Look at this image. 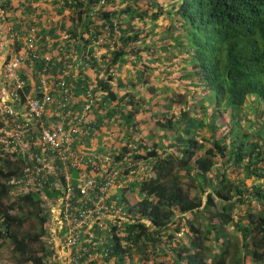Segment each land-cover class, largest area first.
I'll list each match as a JSON object with an SVG mask.
<instances>
[{
	"label": "trees",
	"instance_id": "16d2710c",
	"mask_svg": "<svg viewBox=\"0 0 264 264\" xmlns=\"http://www.w3.org/2000/svg\"><path fill=\"white\" fill-rule=\"evenodd\" d=\"M40 3L27 11L59 18L42 29L22 76L34 98L47 99L38 122L76 128L73 147L92 159L84 171L71 169L74 182L86 174L99 187L108 174L148 165L126 191L139 198L132 215L151 224L104 231L87 244L102 255L93 264H264V0ZM97 44L105 49L100 58ZM153 70L167 85L152 84ZM143 111L151 126L138 141L132 137L147 123L136 121ZM116 129L141 152L131 158L127 145L105 138ZM100 161L113 165L104 171ZM25 164L0 158V254L10 243L15 264H58L50 208L66 170L56 162L48 183L13 195L9 180Z\"/></svg>",
	"mask_w": 264,
	"mask_h": 264
},
{
	"label": "built area",
	"instance_id": "2783aa9c",
	"mask_svg": "<svg viewBox=\"0 0 264 264\" xmlns=\"http://www.w3.org/2000/svg\"><path fill=\"white\" fill-rule=\"evenodd\" d=\"M8 15L0 0V117L4 123L0 128V158L26 160L22 171L9 180L11 191L28 193L48 183L53 174L56 175L55 163L60 161L66 170V180L62 182L56 176L55 184L62 195L50 208L54 260H58V264H93L95 257L102 255H95L87 244H93L95 238L107 234L109 231H104L127 220L129 215L110 198L114 185L112 174H108L99 187L86 174L77 179L79 183L74 182L71 169L84 171L92 159L85 161L81 156L85 155L84 151L73 147L72 132H77L76 128L72 126L67 131L62 123L48 121L51 126L47 127L44 121L38 122L47 99L34 98L33 88L31 92L26 90L28 83L22 76V67L27 54L36 57L39 29L31 26L30 33L24 37V47L10 52V47L21 39L22 31L9 27ZM40 81L39 88L45 93L49 85L47 76L42 74ZM106 161H111V157L107 156ZM117 187L122 185L117 183Z\"/></svg>",
	"mask_w": 264,
	"mask_h": 264
},
{
	"label": "clouds",
	"instance_id": "9594fccd",
	"mask_svg": "<svg viewBox=\"0 0 264 264\" xmlns=\"http://www.w3.org/2000/svg\"><path fill=\"white\" fill-rule=\"evenodd\" d=\"M2 1H3L4 7L9 11V15H8L9 17L8 18L9 19L12 18V22L11 21L8 22L9 27L13 31H19V32L22 31L21 39L18 40V41L24 42L25 35L30 33L31 25H33L35 27H38V29H39L37 31V38H38V36H41V35L44 34V32L42 30L44 28L43 24H47L48 25V24H50L49 22L51 20L53 21V19L50 18V16H47L46 22H43V16H41L38 13H36V12H39V11H37V10L27 11L26 8L28 7V4H27L28 0H2ZM13 1H14L15 5L17 4V2H21V1H26V2L18 3L17 6H14L13 5ZM7 2H9V5L7 4ZM16 13H18V15H16ZM9 19H8V21H9ZM27 26H29V28H27ZM4 29H5V31H7L6 27H4ZM21 45H22V47H24L25 44L23 43ZM25 48H26V46H25ZM17 49H18V47H17ZM27 56H28V54H27ZM100 56H99V58H100ZM24 65H26V60H25ZM24 65H23V67H24ZM86 71L87 70L84 71L85 74H86ZM75 74L80 76V70H78ZM50 77H53V75H51ZM89 78L93 79L94 77L93 78L89 77ZM132 138L134 139V136ZM140 138H142L141 135L139 137L138 136L135 137L134 140L140 141V140H142ZM106 139H108L109 141H112V142H116L115 143V147L116 146L120 147V146H123V145H127L129 147L127 156H129L131 158H132V155L134 153H136V152L138 153V151L141 152V150H142L140 148L136 149V144L129 142L130 138L128 136H124V134L119 133V129H116V130H113L112 132H110L108 134V138H106ZM108 156H110V155H108ZM111 161H112V158H111ZM108 164L111 167L113 165L112 162H109ZM108 164L105 165V164H103L102 161H100L99 166L102 169H104V168H106V166L108 167ZM133 164L137 165V163H133ZM139 164H142V162H140ZM139 164L137 165V167L131 168L128 174H126V173L125 174L124 173L120 174L118 171H115L117 173L114 172V174H112V176L114 178L113 179V184L114 185L112 184L113 186L111 187L113 189L111 191L112 195H111L110 198L113 201H116V203H118L120 206H122L127 211L128 215H129L127 220L121 221V224H123L124 222L134 223V222H137L138 220L151 224V221L149 219H146V218L140 219V216L135 217V216L132 215L133 212L130 211V203H133V202L130 200V198H129L128 194H127L128 191H126V189L129 186V184L133 180H135V175L138 174V173L143 174L144 168H146L148 166L147 164L144 163L145 165H144V168H143V167H140ZM117 183H120L122 185V187H117ZM11 193H12V191H11ZM12 194L16 195L14 193H12ZM123 197L125 198V200H124ZM135 197H136V202H134V204L139 201V198H137V196H135ZM126 198L128 199L127 201H126ZM121 200L123 201L124 204H121ZM128 201H130V202H128ZM248 261H253L256 264H260V262H256L255 260H248Z\"/></svg>",
	"mask_w": 264,
	"mask_h": 264
},
{
	"label": "rangeland",
	"instance_id": "374dc122",
	"mask_svg": "<svg viewBox=\"0 0 264 264\" xmlns=\"http://www.w3.org/2000/svg\"><path fill=\"white\" fill-rule=\"evenodd\" d=\"M17 19V18H16ZM12 22V18H10L9 19V21L8 22ZM31 26H33V25H31ZM26 28V27H25ZM27 28H29V26H27ZM164 35H160V37H163ZM17 45L18 44H16V46H11L10 47V52H13L14 50H17ZM96 51H97V56H100V55H102V53L103 52H105V49H100L99 47H98V44H97V48H96ZM152 73H153V75H154V78H153V80H151V82H152V84H154L156 87L157 86H159V85H163V84H166L167 85V83H164V80H163V76H165V75H162V74H160V72L159 71H157V70H153L152 71ZM128 89L129 90H132L133 89V87H131V86H129L128 87ZM145 91H146V93H145ZM139 93H141V95H142V97H144V96H149V94H148V91L146 90V87H144V86H141V89H140V92ZM148 99V98H147ZM158 99V97L157 96H153V97H150V99L148 100V102H146L145 104L147 105V107H145L146 109H149L150 107L152 108L153 107V103L156 101ZM147 111V110H146ZM146 111H143V113H139V115H138V117L136 118V121L138 122L139 120H147V113H145ZM151 126V124L148 122V120H147V123L146 124H144L143 126H142V128H140V127H138V131L135 133V134H133V136H134V139H135V137H139L140 135L141 136H143V138H140V139H144L145 140V138L144 137H147V135L149 134V128L148 127H150ZM139 129H140V131H139ZM148 139V138H147ZM96 143H99V141L98 140H96ZM87 145H88V148H87V150H90L91 149V147H90V142H87ZM83 146H86V145H83ZM127 194H128V196H129V198H130V200L134 203V202H136V197H135V195H132V194H130L129 192H127ZM120 195V194H119ZM118 195V196H119ZM121 204H124L123 203V201L121 200ZM258 207V206H257ZM117 226H118V230L119 231H123L124 230V226H125V224H121V223H118L117 222ZM0 262L2 263V264H15V259L12 257V255H11V245H10V243H9V245L6 243V245H4V247H2V254H0ZM249 264H256L255 262H253V261H251Z\"/></svg>",
	"mask_w": 264,
	"mask_h": 264
},
{
	"label": "crops",
	"instance_id": "0c3cea01",
	"mask_svg": "<svg viewBox=\"0 0 264 264\" xmlns=\"http://www.w3.org/2000/svg\"><path fill=\"white\" fill-rule=\"evenodd\" d=\"M42 0H40V1H38V2H35V0H28V2H27V4H29V3H33V5H37V4H39L40 2H41ZM24 2H26V1H21V2H17V4L18 3H24ZM17 4L15 5V3H14V1H13V5L14 6H17ZM40 4H42V3H40ZM39 4V5H40ZM42 6H43V4H42ZM36 13H38V14H40L39 12H36ZM35 13V14H36ZM34 15V14H33ZM47 16L48 15H46V16H43V22H46V18H47ZM50 18H52L55 22L57 21V19L59 18V16L58 15H54V13L52 14L51 13V16H50ZM44 25V27H46V26H48L47 24H43ZM50 25V24H49ZM50 42H52V39H50ZM86 74L89 76V77H94V72L92 71V69H87V71H86ZM34 81V79L32 78V77H30V82L32 83ZM105 138H108V135H106L105 136Z\"/></svg>",
	"mask_w": 264,
	"mask_h": 264
}]
</instances>
